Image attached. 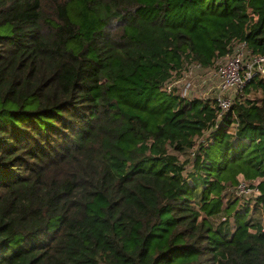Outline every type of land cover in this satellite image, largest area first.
I'll return each instance as SVG.
<instances>
[{
  "label": "trees",
  "instance_id": "trees-1",
  "mask_svg": "<svg viewBox=\"0 0 264 264\" xmlns=\"http://www.w3.org/2000/svg\"><path fill=\"white\" fill-rule=\"evenodd\" d=\"M234 40L264 54V0H0V264H264L246 212L207 218L241 178L264 204V79L190 171L216 107L160 90Z\"/></svg>",
  "mask_w": 264,
  "mask_h": 264
},
{
  "label": "built area",
  "instance_id": "built-area-1",
  "mask_svg": "<svg viewBox=\"0 0 264 264\" xmlns=\"http://www.w3.org/2000/svg\"><path fill=\"white\" fill-rule=\"evenodd\" d=\"M255 79H264V54L253 52L244 40H234L229 51L213 58L210 65L186 63L162 83L160 90L163 92H175L188 100H209L216 107L214 125L194 137V143L185 151L184 158L178 156L179 161L184 163L185 171L193 170L199 145L207 141H203V137L210 138V132L218 127L234 103L241 102L243 93ZM236 126L237 123H232L229 132H235ZM261 180L260 177L250 180L241 178L220 196L222 210L234 206V211L247 213L251 218L248 230L252 233L257 230L253 225L255 223L264 232V204L259 200ZM226 218L224 215L221 220L226 221Z\"/></svg>",
  "mask_w": 264,
  "mask_h": 264
},
{
  "label": "rangeland",
  "instance_id": "rangeland-1",
  "mask_svg": "<svg viewBox=\"0 0 264 264\" xmlns=\"http://www.w3.org/2000/svg\"><path fill=\"white\" fill-rule=\"evenodd\" d=\"M262 97H263V92H262V90L260 88H256L255 86H249L247 88V90L243 93L241 101L260 100V98H262ZM204 140H207V139H205V136L203 137V141ZM167 150L173 152V147L172 146H168ZM186 150L187 149H185V151ZM185 151H180V153H183V154H179V151L178 152H174V154L177 155V156H182V158H184L185 157ZM248 180H250V179H248ZM198 195H199V193H198ZM194 204H195L196 208L199 207V203H194ZM221 205H222V202H221ZM230 214H232V213L230 212ZM230 214L225 213L224 210L220 209L215 214L207 215V218H208L209 222L211 223V225L213 226V228H217V227L221 226L222 228L226 227V228H228L231 231V230L235 229V223L236 222H235V219L232 218V216ZM202 215L205 216V213H202ZM224 215H225V217H227L226 221H222L221 220L222 216H224ZM247 219H248V215H246L245 217L241 218L239 222H244ZM221 221L224 222V224L220 225ZM255 222H257V221L255 220ZM256 224H258V223H256Z\"/></svg>",
  "mask_w": 264,
  "mask_h": 264
}]
</instances>
